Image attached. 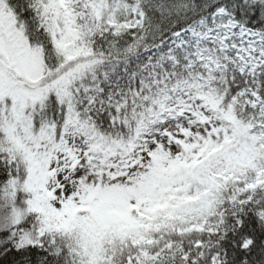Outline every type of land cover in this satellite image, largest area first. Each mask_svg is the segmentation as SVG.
I'll use <instances>...</instances> for the list:
<instances>
[{
  "label": "snow or ice",
  "instance_id": "1",
  "mask_svg": "<svg viewBox=\"0 0 264 264\" xmlns=\"http://www.w3.org/2000/svg\"><path fill=\"white\" fill-rule=\"evenodd\" d=\"M0 264H264V0H0Z\"/></svg>",
  "mask_w": 264,
  "mask_h": 264
}]
</instances>
